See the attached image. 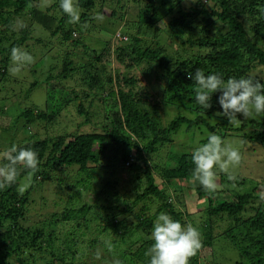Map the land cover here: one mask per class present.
Segmentation results:
<instances>
[{"label":"trees","instance_id":"16d2710c","mask_svg":"<svg viewBox=\"0 0 264 264\" xmlns=\"http://www.w3.org/2000/svg\"><path fill=\"white\" fill-rule=\"evenodd\" d=\"M131 1L137 4V13L131 12ZM105 8L110 10L107 22L94 20ZM79 10L80 22L72 24L61 14L59 0L48 5L41 0H0V109L16 96L17 83L9 75L11 49L19 47L34 57L27 66L34 80L22 92L29 104L18 110L17 117L24 120L19 130L30 135L9 147H31L39 159L35 172L21 169L17 182L0 190V264H80L77 255L84 256L88 249H74L75 232L60 239L50 225L90 210L101 215V232L117 236L113 251L105 249L108 255L118 257L121 264L131 260L147 264L145 253L152 243L148 236L160 213L197 227L188 220L181 196V184L188 188L192 180L193 148L205 143L210 133L226 140L239 130L242 141L264 155V117H238L242 122L238 128L229 125L215 115L220 110L218 93L213 94V107L203 110L195 103L196 86L187 78L188 72L199 69L225 79L254 76L264 83V0H79ZM20 23L24 27L14 31ZM116 28L121 34L115 35V43L104 38ZM92 35H97L93 46L87 41ZM43 58L47 61L40 64ZM141 76H147V82ZM70 81L68 86L80 89H71V97L66 94L64 114L71 117L62 123V114L47 111L57 100L55 89ZM38 87L45 96L40 104L30 101ZM169 106L177 114L167 119L164 108ZM247 126L252 129L245 132ZM178 132L187 143L175 142ZM192 138L197 145L186 147ZM164 147L163 161L157 162L154 155ZM101 163L119 166L128 177L111 174L103 189L93 192L91 204L77 205L80 197L70 193V207L67 203L61 212L51 213L49 222L39 224L35 217L25 216L29 191L20 195L18 190L25 175L31 173L36 182L40 175L51 179L54 168L76 166L84 177L75 182L90 189ZM237 177L232 182L218 172L222 189L214 193L199 184L191 188L207 207L198 228L202 247L190 264H209L216 234L225 236L240 253L238 264H264V179ZM158 178L162 187L156 185ZM57 180L61 190L64 181ZM119 180L128 184L123 193L116 188ZM244 184L248 187L236 191ZM99 198L105 201L102 205L97 204ZM131 213L135 222L130 229L126 218ZM219 221L225 226H218ZM85 224L88 230L87 220Z\"/></svg>","mask_w":264,"mask_h":264},{"label":"rangeland","instance_id":"374dc122","mask_svg":"<svg viewBox=\"0 0 264 264\" xmlns=\"http://www.w3.org/2000/svg\"><path fill=\"white\" fill-rule=\"evenodd\" d=\"M43 3H46V5L50 4L53 0H41ZM132 7L134 8L131 12L137 13V4L134 2H130ZM104 14V15H103ZM104 16V22L106 21V17H109L110 10L108 8H105L103 12ZM102 21V23H104ZM101 22V21H99ZM106 25V24H105ZM103 27V26H102ZM40 34H43L42 29H38L37 31ZM115 33V34H114ZM121 34L120 28H116L115 32L111 33V35L97 34V35H103L104 38H110L112 39L111 42L115 43V35ZM87 34V33H86ZM97 35L90 36L91 40L88 39L87 41L93 46L95 43L93 42L95 37ZM115 40V41H114ZM96 45H100L98 42ZM47 60L42 59L40 64L45 63ZM9 75L10 74L9 71ZM14 78V82L17 83L16 89H14L16 96H13L14 100L10 98L8 99L6 103L2 104L1 109L3 110L0 112V152L6 150L7 147H9V144L15 143V142H23L30 134L29 132H24L23 130H19V128L23 127L24 120L22 118L18 117V110L23 106L29 104L28 101L23 99L22 92L25 91L24 88H26L27 85H29L33 80V76L31 72L28 70V67L25 66L23 69V72L19 76H12ZM18 78V79H17ZM143 83L147 82L148 78L146 76L143 77ZM4 84V83H3ZM2 84V85H3ZM71 81L66 86H63L61 89H55V95L57 97V100L55 103L49 108L47 111L50 115H55L57 113L62 114L61 121L62 123H66L71 117V115L64 114V106L66 104V94L71 97L70 90L76 89L79 90L80 87L78 85H72ZM150 88L146 89L147 91ZM42 89L40 87L36 88L31 95L30 101L36 102L37 104L41 101H43L44 95H42ZM171 92V91H170ZM153 93L152 91L150 92ZM170 94V93H169ZM59 97V99H58ZM43 105V104H42ZM44 106V105H43ZM166 108V107H165ZM164 110H167L165 112L167 119L174 117L177 114L176 108L174 107H168ZM60 110V111H59ZM7 111V112H6ZM6 115V116H4ZM163 115V111L161 113V116ZM4 116V117H3ZM164 119V118H163ZM252 119V118H250ZM256 119V117L254 118ZM242 123V122H241ZM240 123V125H241ZM239 125V126H240ZM40 126V125H38ZM238 126V127H239ZM235 128H238L237 126H234ZM42 129V128H41ZM40 129V130H41ZM251 126H247L244 130L249 131L251 130ZM19 130V131H18ZM32 131V129H30ZM36 130V129H35ZM44 130V129H42ZM239 130H236V133H238ZM233 135L232 137H227L225 140L226 142H230L233 145L237 146L241 152V163L238 167L231 169L230 171L234 175H240L241 177H245L247 180H262L264 179V155L261 151H255L253 149L249 148V145L246 144V142L242 141V138L239 135ZM178 137L175 139V142L183 144L184 142L187 143V139L184 137V135H181L179 132L177 133ZM198 140L192 138L191 141L185 145L186 147L188 145H191L192 147H195L197 145ZM181 149V147L179 148ZM194 149V148H193ZM166 147L162 148L157 155H154V158L157 162H162L163 157L166 154ZM104 164H100L98 169L94 173V179L93 184L90 189H86V187L80 185L79 183L75 182L76 180H80L84 177V173L79 172L78 168L75 166L73 167H66L63 171L60 169L54 168L53 172H51V179H44L42 178V175L37 177V181L34 182L33 175L27 174L25 175L19 184V187L22 186L24 183L29 182V177L31 178L30 186L27 188V190L23 193L26 194L29 191V196L26 198V205L27 210H25V216L28 218L35 217L38 219V223L41 224L42 221L49 222L51 221L50 215L53 212H61L63 208L68 203L69 205V194L70 193H77V197H80V201L77 205L81 204L83 201L87 202L88 204L93 203L94 196L96 194H93L94 191H101L106 183L110 181V175L114 174L115 178L123 177L127 178L128 173L125 170H121L119 166H116L114 164L110 165L108 164V167H104ZM117 173V175H116ZM63 179V187L58 189V180L57 178ZM218 183V189H222V187L219 185V180L217 178ZM156 185L158 187H162L161 179H156ZM182 186V200H184V203L186 205L187 212L190 214L188 220H192L196 225L197 228H200L199 225L204 219V212L203 210L206 209L207 203L203 199H197V195L194 192V190H191V188L196 187L198 183L194 182L193 180H190L187 188L185 184H181ZM122 188L123 191L120 193H123L125 189L127 190L128 184L122 182L119 180L118 185L116 188ZM237 187V186H236ZM248 187V184L240 185L239 190L236 191H243L245 188ZM131 188V187H130ZM128 189V192L130 190ZM231 188V187H230ZM19 190V189H18ZM82 192V194L80 193ZM80 193V194H79ZM178 193V192H177ZM20 194V195H23ZM68 194V196H67ZM230 194H232V190L230 191ZM176 193H174V196ZM220 198H223V195H220ZM67 201V202H66ZM82 201V202H81ZM104 199L98 200V205H102L104 203ZM153 209L151 211L147 212V214H152L154 212V208L156 206V201H153L150 203ZM67 211V210H66ZM77 215V216H76ZM48 216V217H47ZM98 216V220L96 219ZM95 217V218H94ZM57 217L53 218L56 219ZM102 219L101 215H96L93 210H90L87 215L83 216L80 214H75V219H72L69 222H64L62 224L57 223H51L50 227L53 228L56 233H58V236L60 239L63 238V235L69 231L75 232V242L74 249H88L84 256L79 257L77 255L76 260L81 263L85 264H115V261L119 260L116 256H110L108 255V252L105 250V241L111 240L112 244L117 239V236L109 232V234H105L104 232L100 231V225L104 222H101V224L98 225L99 219ZM126 224L131 229L133 227V223L135 222V218L131 214H127L126 218ZM86 220L88 224V230H86ZM73 221V222H72ZM36 223L37 225H39ZM135 225V224H134ZM218 226H225V223L222 221H219L217 223ZM41 226V225H40ZM199 230V229H198ZM200 231V230H199ZM222 229H219L218 232H221ZM201 233V231H200ZM128 239V237H126ZM135 238V236H133ZM146 238V237H144ZM149 240H151V234L148 236ZM129 241V239L127 240ZM63 242V240H61ZM114 246V245H113ZM212 249L210 253V258L207 259L209 264L215 263V264H238L240 262V253L236 251L234 246L229 242V240L225 236H219L216 234V237L212 240ZM135 248V247H133ZM99 256V258H97ZM208 258V257H207ZM120 261V260H119ZM121 264V263H120ZM125 264H134V262L131 263L127 261ZM138 264V263H137Z\"/></svg>","mask_w":264,"mask_h":264},{"label":"clouds","instance_id":"9594fccd","mask_svg":"<svg viewBox=\"0 0 264 264\" xmlns=\"http://www.w3.org/2000/svg\"><path fill=\"white\" fill-rule=\"evenodd\" d=\"M176 0H173L175 3ZM61 14L67 16L72 24L80 22L79 0H59ZM96 21H103L104 16L96 13L93 16ZM24 25H14L13 30H19ZM12 66L9 71L12 76L22 74L25 66L34 62V57L19 47H13L10 51ZM195 87V103L203 110L213 107V94L218 93L216 103L219 111L216 116L223 117L229 125L239 126L242 118L264 117V83L254 76L242 78L228 77L213 72L205 74L197 69L194 73L188 72ZM239 148L230 142H226L222 136L210 133L206 142L200 144L191 151V162L194 165L191 178L198 183L207 193H214L218 188V172L227 174L232 182L238 177L230 170L241 163ZM38 153L31 147H19L15 144L0 152V190L11 187L17 182L19 171L38 168ZM29 182L19 187L23 194L30 186ZM264 199V197H262ZM152 243L146 250L147 264H190L202 247L201 233L197 227L173 219L168 213H160L154 220L151 230ZM105 247L108 252L113 251L111 240H106ZM99 258V256H97ZM120 264V261H115Z\"/></svg>","mask_w":264,"mask_h":264}]
</instances>
